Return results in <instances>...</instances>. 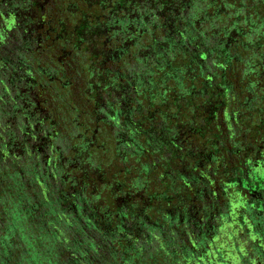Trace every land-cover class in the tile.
Returning <instances> with one entry per match:
<instances>
[{"label":"flooded vegetation","instance_id":"obj_1","mask_svg":"<svg viewBox=\"0 0 264 264\" xmlns=\"http://www.w3.org/2000/svg\"><path fill=\"white\" fill-rule=\"evenodd\" d=\"M0 32L12 221L45 243L51 221L92 226L72 247L129 261L264 264V3L0 0Z\"/></svg>","mask_w":264,"mask_h":264},{"label":"trees","instance_id":"obj_2","mask_svg":"<svg viewBox=\"0 0 264 264\" xmlns=\"http://www.w3.org/2000/svg\"><path fill=\"white\" fill-rule=\"evenodd\" d=\"M263 3L264 0H260V4L262 5ZM0 111H3V113L7 112L5 109H3L1 100ZM0 164V195H2V188H4L6 192L2 200L0 197L2 212L5 213V221H2L4 224L3 232L4 237L6 236L5 239L7 240L5 243H3V250L15 255L17 253V256H19L22 260L19 262L17 261L16 264H149L150 259L155 261L153 259L157 254L151 251L146 253L148 256H146L145 252L140 253L132 251L130 254L128 253L129 257L131 258L130 261L126 255L114 256V252L112 254H109V252L105 253L106 250L112 251V247L109 245L107 247L102 246V242L99 239L97 240V238V241L85 242L84 244H87V246L83 244L81 250H79V248L72 247L74 244L77 245V243L74 241V238H76L74 235L78 234L81 239V237L87 236L88 238H92V235L94 234V231L90 230L88 226H78L77 221H71V227H65L63 224L64 221H58V223L55 221L57 224H54V227L56 226L58 229H55L51 226V234L48 235H51L49 237L50 239H53L51 243H45L43 237L44 233L41 232V235H39L37 229L30 226L29 222L32 221H12L14 217L17 218L14 216V213L16 209H20V206L18 201L13 202L15 192L11 194L10 191L14 187H19L20 184L17 178L18 176H11L12 168L8 163H6L2 156H0ZM22 214L25 217V213L22 212ZM28 216L30 218L31 214ZM90 227L92 228V226ZM39 229H42V227H39ZM63 233L68 235V237L65 235L66 237L64 238ZM18 234H20L19 236L22 237V240L17 241ZM72 237V245L70 246L68 244L69 246H66L67 244H65V242L62 240L70 239ZM17 242L21 244L20 248L15 247V249L19 250V252H16L13 248ZM98 248L99 251H97ZM76 251L78 252L77 256L71 254ZM106 255L109 257H105ZM152 264H157V260L152 262ZM162 264H168V262L163 261Z\"/></svg>","mask_w":264,"mask_h":264},{"label":"rangeland","instance_id":"obj_3","mask_svg":"<svg viewBox=\"0 0 264 264\" xmlns=\"http://www.w3.org/2000/svg\"><path fill=\"white\" fill-rule=\"evenodd\" d=\"M258 19H260V18H258ZM0 36L2 37V38H4V35L0 32ZM4 109V108H3ZM6 111H7V109H5ZM42 116V115H41ZM7 119L5 120L6 121V123L4 122L3 123V127L1 128V130H3L4 129V132L3 133H1L3 136H6L7 138L10 136V138L11 137H13V135H15L16 137H19V132L17 131V130H15L17 127H18V125H17V123H18V121L20 120V117L17 115V118H12V113H10V112H8V114H7ZM17 125V126H16ZM5 127V128H4ZM18 129V128H17ZM2 154V153H1ZM2 156H3V154H2ZM51 226L53 227V228H55V229H58L56 226L54 227V224L56 225L57 223H58V221H57V223L55 222V221H51ZM64 223H65V221H64ZM68 224V223H67ZM89 228H91L90 226H89ZM61 232V231H60ZM63 235H64V238L67 236L68 237V235H66V234H64L63 233ZM66 235V236H65ZM88 237V236H87ZM73 238V237H72Z\"/></svg>","mask_w":264,"mask_h":264}]
</instances>
